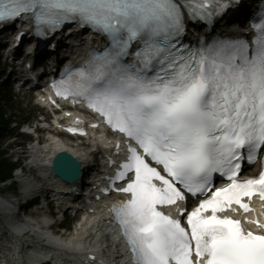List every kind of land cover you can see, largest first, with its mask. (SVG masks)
Here are the masks:
<instances>
[{
    "label": "snow or ice",
    "instance_id": "obj_1",
    "mask_svg": "<svg viewBox=\"0 0 264 264\" xmlns=\"http://www.w3.org/2000/svg\"><path fill=\"white\" fill-rule=\"evenodd\" d=\"M239 4L0 0V22L28 14L36 36L72 23L107 38L102 52L53 87L86 102L126 140L125 160L109 179L124 182L112 190L130 198L110 211L133 264H264V233L218 215L236 211L233 204L251 211L243 198L257 192L264 199V171L238 179L245 155L252 163L264 151V13L250 39L184 41L189 23H207ZM57 159L66 172L75 170L70 157ZM216 174L228 183L215 187ZM188 195L204 198L179 217L160 210L186 205Z\"/></svg>",
    "mask_w": 264,
    "mask_h": 264
},
{
    "label": "bare ground",
    "instance_id": "obj_2",
    "mask_svg": "<svg viewBox=\"0 0 264 264\" xmlns=\"http://www.w3.org/2000/svg\"><path fill=\"white\" fill-rule=\"evenodd\" d=\"M71 62H73V61L72 60L67 61V63H71ZM54 139H55V137H54ZM49 141L50 140L46 141V145L48 144L46 148H44L41 151L36 152V154L34 155V158L37 159V160H35L36 162L40 161L41 163H45L46 158L47 157L49 158L53 154V152H55L54 150H68L75 155L85 153V149L81 148L80 145L70 144V143H66V142H57L54 140H52L50 142ZM41 157H44L45 159H42ZM81 162L84 165V161L81 160ZM31 171H32L31 174H34L36 179L44 180V178H42L40 175H38L34 169ZM256 173H257V171L254 172V174H256ZM27 181H29V180H24V182H27ZM67 189H71V188L69 187ZM92 218H96V216L95 215H89L88 220L85 222L92 221ZM84 225L86 226L87 223L83 224V226H82L83 229L80 231V234L77 236V238L79 239V242L81 243L82 246L92 245V240L87 241V240L83 239V236L85 233L84 232V227H85ZM95 225H96V223H95ZM75 239H76V237L70 238L68 243L73 244L74 242H77V240H75ZM9 240L10 239L8 237H6V239L4 240V243H6V242L8 243ZM56 243H57V247L53 248L54 249L53 251H50V250L49 251H36L37 253L34 255L35 258L32 260V264H35L37 261L44 260V259H48V260L52 261L53 264H64V263H62L64 258H62L63 256L58 251V249L60 247L59 245H62V243L60 242V240H57ZM72 260H73V258H72Z\"/></svg>",
    "mask_w": 264,
    "mask_h": 264
},
{
    "label": "rangeland",
    "instance_id": "obj_3",
    "mask_svg": "<svg viewBox=\"0 0 264 264\" xmlns=\"http://www.w3.org/2000/svg\"><path fill=\"white\" fill-rule=\"evenodd\" d=\"M7 110L9 112H13V113L17 114L18 115V118H17L18 120H23L28 115H30L31 117H34V118L37 117L39 108L34 107V104H33L32 100H31V98H29V97H24V98L17 99V100L13 99L12 97H10V103L8 105V109ZM33 121L34 120L32 118V122ZM63 141H65V140H63ZM8 142L9 141L5 140L4 148L7 147ZM26 177H28L27 179H29V180H33V178H35V177H33V175H30V173H27ZM18 179H20V178H18ZM76 234L78 236L80 234V231L77 232Z\"/></svg>",
    "mask_w": 264,
    "mask_h": 264
},
{
    "label": "trees",
    "instance_id": "obj_4",
    "mask_svg": "<svg viewBox=\"0 0 264 264\" xmlns=\"http://www.w3.org/2000/svg\"><path fill=\"white\" fill-rule=\"evenodd\" d=\"M2 104L0 102V135H3L9 128V120L5 117L2 110ZM12 165L0 152V180H5L11 176Z\"/></svg>",
    "mask_w": 264,
    "mask_h": 264
}]
</instances>
